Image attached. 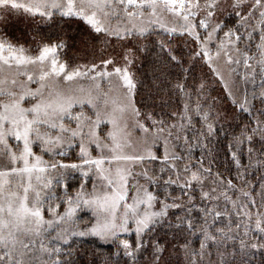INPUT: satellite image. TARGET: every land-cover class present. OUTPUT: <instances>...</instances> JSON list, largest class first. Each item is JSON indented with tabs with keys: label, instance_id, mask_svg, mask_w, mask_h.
I'll use <instances>...</instances> for the list:
<instances>
[{
	"label": "snow or ice",
	"instance_id": "1",
	"mask_svg": "<svg viewBox=\"0 0 264 264\" xmlns=\"http://www.w3.org/2000/svg\"><path fill=\"white\" fill-rule=\"evenodd\" d=\"M246 2L233 0L232 7L240 9L235 11L238 24L258 13L253 25V32L260 33L256 53L241 52L239 43L244 37L236 27L224 32L227 40L220 41L215 58L223 57L225 63L231 65L241 63L240 59H234L233 52L237 57L242 56L245 67L252 69L253 81L256 68L250 61L256 60L262 83L259 94L253 92V100L259 99L264 106V0H252L245 13L243 5ZM218 3L219 0H204L202 7L200 0H0V22L21 10L45 21H52L58 15L65 21L73 18L83 21L97 36L103 35L117 42L143 39L158 25L169 36L179 31L180 35L186 33L192 37L199 49L191 60L203 57L212 67L214 57L207 45L214 35L228 27L227 22H218L203 39L198 29L209 28ZM201 12L206 13L204 18H199ZM165 13L176 17L177 22L182 21L179 29L161 22ZM196 20L198 24L194 22ZM247 39H252L251 32L247 33ZM155 46L159 47L160 53H167L165 67L181 66L183 79L178 78L173 88L188 96V101L179 113H172L177 118L173 123L165 125L164 120H154L149 112L147 119L151 125L147 126L140 120L142 112L136 100L143 82L130 71L137 47L141 52H147V46L125 47L122 65L114 58H108L102 59L100 64L69 68L56 55L58 50L67 47L59 36L55 42L49 39L42 43L34 56L27 54L29 50L23 45L0 37V264H65L61 249L53 242L66 244L69 234L118 242L116 255L122 256L123 264H138V256L148 248H151V264H167L164 253L168 241L161 242L159 235L154 237L159 228L171 231L172 239L179 237L182 240L173 248L178 247L185 254L187 264H257L254 259L257 254L260 255L258 264H264V213L255 219L260 241L241 240L239 245L228 244L232 221L229 218L227 224L222 222L226 213L205 207L200 209L203 223L198 224L193 219L197 187L201 190V200L213 201L219 197L214 195L215 187L203 190L211 176V167L205 168L202 160L197 165L192 164L186 153L191 152L194 144L202 150L208 148L217 129L210 122L211 110L202 111L199 93L205 85L201 83L196 90L198 95L193 106L192 94L186 91L190 67H182V59L174 55L164 41H157ZM212 70L216 71L215 68ZM157 71L160 69L153 62V85L149 86L147 97H142L145 105L149 100L155 102L153 87L159 90L155 81L160 78ZM83 80L89 81L87 88L81 83ZM77 106L79 111L75 110ZM85 106L88 111L84 110ZM253 107L247 96L239 104L244 113L251 114ZM257 112L258 117L229 142L230 150L233 146L236 148L232 151V159L237 166L240 164L238 152L245 143L249 159L254 153L264 155V120L259 118L264 116V107ZM195 116L200 117L201 128L198 134L189 137L186 130L193 127ZM128 117L133 119L135 129L143 134L139 139H133L132 132L128 131ZM101 125L111 127L104 131ZM161 140L162 156L153 151ZM179 141L188 147L181 150ZM65 146L79 148L80 163H63L55 158L67 155ZM36 147L39 154L34 150ZM45 155L48 160L44 159ZM156 161L160 164L158 170L152 166ZM260 163L264 164V161ZM69 170L80 171L84 177L94 172L102 183H94L91 191L82 183L75 195L67 196L61 204L56 202L61 199L56 188L67 187L64 181ZM170 185L180 188L181 196L188 197L187 203H178L181 197L171 196L167 191ZM228 186L234 187L231 181ZM152 187L157 190L152 191ZM161 188L164 199L160 198ZM261 195L264 199V192ZM169 198L171 203H168ZM156 204L160 205L159 211L153 210ZM82 208L91 212L94 222L83 228H72ZM169 208L185 210L184 215L173 220ZM245 214L251 219L250 214ZM227 215L230 217V213ZM125 233H135L136 239H122ZM197 234L200 237L198 249L192 247L190 239ZM145 236L149 237L147 242Z\"/></svg>",
	"mask_w": 264,
	"mask_h": 264
},
{
	"label": "trees",
	"instance_id": "2",
	"mask_svg": "<svg viewBox=\"0 0 264 264\" xmlns=\"http://www.w3.org/2000/svg\"><path fill=\"white\" fill-rule=\"evenodd\" d=\"M247 7L248 5L243 6L245 13L247 12ZM238 10L240 9L233 8L232 10L227 9V11L219 13L216 18L217 22L226 21L228 25L219 34L224 35V32L228 31V28L235 30L238 27L239 34L244 37L239 43L241 52L246 50L248 55L254 54L256 53L255 45L259 43L260 33L259 31L253 32V25H255L254 20L258 17H251L247 22L238 24V18L235 15V11ZM18 30L19 34L25 38L32 40L42 39L45 42H48L49 39L54 42L59 36L67 43L69 47L68 53L71 58H75V54L79 51L76 49V45L79 43L83 42L85 45L90 46L95 53L98 49H103L107 45L112 44L108 40L105 42V39L91 34L89 29L75 18L65 21L56 16L52 21L44 24L31 23L26 29L18 28ZM12 32L16 31L12 29ZM249 32L252 33L251 40L247 39V33ZM233 39L235 38L233 37ZM157 41H164L173 50V54L182 59V67H190L191 70L187 74L186 91L192 94L191 103L193 106L196 103L198 95L196 90L201 83L205 85L203 92L199 93V96L202 98V111L207 112L211 110L210 122L214 123V127L217 129L215 136L208 142V148L202 150L198 145L194 144L191 152L186 153V155H189L192 164L197 165V162L202 160L205 168L211 167V176L203 190L208 191L210 188L215 187L216 192L214 195L219 197L218 200L213 201L201 200V190L197 187L195 190L193 219L198 224L203 223V213L200 209L213 207L222 213H226L221 218L224 224L229 222V218L232 221V232L228 244L239 245L241 240L248 241L249 243L260 241L261 234L255 229V219L258 214L264 213V199H262L261 195L264 192V164L260 163V161H264V155L254 153L252 158L249 159L248 146L245 143L238 152L240 164L237 166L232 159V151H235L236 148L235 146L231 150L229 148V142L232 141L233 137L239 136L244 126L258 117L259 113L257 109L264 107L261 105L259 99L253 100V92L259 94L261 90L262 80L259 68L255 66L254 81L252 79L253 73L251 72L249 78L240 84L244 96H247L248 100L254 105L251 114L244 113L240 110L238 103L234 102L227 93L222 81L216 72L212 70L213 68L209 67V64L205 62L203 57H197L195 61L191 60V57L199 49V45L186 33L180 35L179 32H176L169 36L165 31L155 30L151 35L143 39L129 38L127 41L129 47L139 45L147 46L149 49L147 52H141L137 47L135 63L132 65L136 79L143 82L136 100L137 106L140 107L142 112L141 117L148 125H151V121L147 119L149 112L152 113L154 120H164L165 125L173 123L177 118L173 117L172 113H179L184 103L188 101V96L173 88L178 78L183 79L184 73L180 71L181 66L168 65L165 67L167 53H160L158 46L153 47ZM119 43H116L115 47H120ZM158 53L159 55H157ZM153 62L160 69L156 73L160 78L155 81V84L159 85V90L157 91L153 87L155 102L153 103L149 100L148 104L145 105L142 97H147L149 86L153 85ZM217 113L220 114L219 118H217ZM259 118L264 120V116ZM199 120V116L193 118V127L186 130V134L189 137H192L194 133L198 134L201 128ZM177 144L181 150L188 147L183 141H179ZM166 178L167 176L165 175ZM229 181H231L234 187L228 186ZM151 190L156 191L157 189L152 187ZM167 191L171 196L181 197V200L177 201L178 203H187L188 197L181 196V190L176 185L168 186ZM160 192V198L164 199V189L161 188ZM245 192L248 193L247 196L244 195ZM253 201L254 204L252 203ZM238 209H243V211H239ZM168 211L171 214L170 218L173 220L178 215H184L185 212V210L175 208H169ZM229 213L230 217L227 215ZM245 213L250 214L251 219ZM209 221H211V218H209ZM237 224L239 225L238 228ZM217 226L220 225L218 224ZM165 232L168 233L167 236L164 235ZM245 232L248 234L245 235ZM155 235L160 236L161 242L165 239L168 241L167 250L164 253V261H167V264H187L185 254L178 247L173 248L174 245L182 242L179 237L176 240L172 239V233L167 228H159L154 237ZM121 238L131 241L136 239L135 234L121 236ZM148 239L149 237L145 236V242ZM190 239L192 240V247L198 249L200 242L199 235H193ZM117 243H104L91 236L74 238L62 246L61 258L65 264H118V262L119 264H123L122 256L116 255ZM211 251L215 252V246ZM150 252L151 248L142 252L138 256V264H151ZM254 259L258 264L260 255L257 254Z\"/></svg>",
	"mask_w": 264,
	"mask_h": 264
},
{
	"label": "rangeland",
	"instance_id": "3",
	"mask_svg": "<svg viewBox=\"0 0 264 264\" xmlns=\"http://www.w3.org/2000/svg\"><path fill=\"white\" fill-rule=\"evenodd\" d=\"M200 2H201V6L203 7L204 0H200ZM251 2L252 0H247V2L243 6L249 5ZM232 4H233V0H219L218 7L215 10L216 14L209 21V28L207 30L198 29V32L202 39L205 36H207V32L211 31V28L214 27L218 23L216 18L218 17L219 13H222V11H227V9L232 10L233 9ZM205 15L206 13L201 12L199 14V18H204ZM257 17H258V13H257ZM46 22H49V21H45L43 18L39 16H36L35 18H33L31 16L24 14L23 11L21 10L19 14H9L5 22H0V37H5L14 44L23 45L25 49L29 50L27 54L34 56L38 54L39 46H41L42 43H46L45 40L42 41V39L32 40L29 38H25L24 36L19 34L18 28L26 29L28 25H30L31 23H36V24L41 25ZM81 22L83 23V21ZM161 22L164 23L167 27L175 26L177 27V29H179L180 23H182V21L177 22L176 17L171 16L167 13L163 14V16L161 17ZM194 22L198 24V20ZM256 22H257V18L254 20L255 24ZM112 23L115 24L116 21L113 20ZM85 26L88 28L87 25ZM12 29H14V31L16 32H12ZM155 30L163 31L162 29L158 27V25L155 27ZM89 32L91 34L96 35L95 33L91 32L90 29H89ZM99 37H101V39H105V40L107 39L103 35H100ZM107 40L112 44L107 45V47H104L103 49H98L96 53L93 51V49L90 46H87L85 45V43L82 42L76 45V49L79 51L75 54V58L70 57L68 53V48H69L68 45L67 47L58 50L56 55L59 61L62 63H67L69 65V68H73L77 65H85V64L91 66L92 63L100 64L102 59H108V58H114L118 65H122L123 63L122 56H123L124 49L125 47H129L127 45V41H120L119 43L115 39H107ZM221 40H227V38L224 35L218 33L217 35H214L212 41L207 45L210 51V54L214 57V59L211 62L212 68L216 69L215 72L220 78V80L222 81V84L224 85L225 89H227L226 90L227 93L239 105L243 103L245 99L244 92L242 88L240 87V84L241 82L244 83L249 78V74L252 72V69L246 68L243 63V57L242 56L237 57L235 52H233V57L234 59L238 58L241 60V63L239 64L233 63L231 65H228L225 63V60L223 57L216 59L215 54H216L217 47ZM116 43H119L120 47H115ZM249 55H253V54H249ZM250 63L253 64L254 67L257 66L259 68V66L256 63V60H251ZM130 71L133 72L132 67ZM20 79H25V78L21 77ZM81 83L86 88L89 86V81L87 80H83L81 81ZM32 87H37V85H32ZM104 87L106 89L107 84H105ZM75 110L79 111L80 110L79 106H77ZM84 110L88 111L87 106H85ZM140 120L142 123H145L142 117H140ZM128 124H129L128 131L132 132L133 139H139L143 134L139 132L137 129H135L134 121L131 117H128ZM146 125L150 126L148 124ZM110 127H111L110 125H101V128L104 131H107L108 128ZM34 150L36 151L37 154H39L38 147H36ZM64 150L67 153V155L64 157L56 156L55 158L57 160H61L63 163H80V159L78 157V153H79L78 147L73 146L72 148H68L67 146H65ZM153 151L156 152L158 155H161V156L163 155L164 148H163L162 140L153 147ZM92 155L95 156L96 153L93 152ZM44 159L48 160L49 157L45 155ZM152 166L158 170L160 167L159 161L154 162ZM84 171H87V168H85ZM64 183L67 185V187L56 188V192L58 196L61 198L59 201H56V202H60L61 204H62L63 199L66 198L67 196L69 195L74 196L76 191L79 189L82 183L86 185V189L88 191H91L94 183L99 185L102 182L98 180L94 172L90 173L89 176L84 177L81 175L80 171L69 170L66 172V180L64 181ZM141 183H143V180H141ZM171 202H172L171 198H169L168 203H171ZM59 210L62 212L64 210V206H62ZM153 210L159 211L160 205L156 204ZM93 222L94 220L92 219L91 212L88 209L82 208L81 210L78 211L77 217L75 218V223L71 225V227L72 228H83L85 225L90 226V224ZM62 227H67V225H63ZM130 234H135V233H125V234H122V236H125V235L128 236ZM79 237L81 236H72L69 234L67 237V240L69 242L70 240L74 238H79ZM85 237H88V236H85ZM95 238L104 243L112 242L109 240H102L98 237H95ZM53 243L55 247H59L60 249L62 248L63 245H65V243H63L62 241H55Z\"/></svg>",
	"mask_w": 264,
	"mask_h": 264
}]
</instances>
